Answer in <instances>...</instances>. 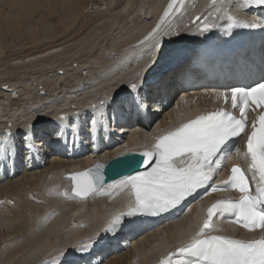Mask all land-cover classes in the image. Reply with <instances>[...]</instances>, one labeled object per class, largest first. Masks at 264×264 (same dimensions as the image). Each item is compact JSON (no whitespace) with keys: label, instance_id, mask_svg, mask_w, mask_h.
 Masks as SVG:
<instances>
[{"label":"snow or ice","instance_id":"snow-or-ice-1","mask_svg":"<svg viewBox=\"0 0 264 264\" xmlns=\"http://www.w3.org/2000/svg\"><path fill=\"white\" fill-rule=\"evenodd\" d=\"M183 4L184 0H171L160 22L139 41L141 45H150L148 50L153 59L137 74L135 82L123 84L119 88L123 90V95L116 89L98 104L89 105L85 111L72 114L82 119L91 129L88 135L93 145L96 139L95 127L108 110L112 111L113 119L118 111L139 116L143 111H151L152 105L162 104L170 95L174 86L170 68L185 51L182 43L185 35L166 27L164 22L170 15L180 13ZM240 6L244 9L264 8V0H240ZM199 20L200 17L195 18V21ZM228 20H233V17L229 16ZM235 26L261 25L253 21ZM211 29L212 25L205 18L201 32H210ZM160 62L165 64L164 71L156 72L154 66H158ZM261 71L264 72V68ZM230 92L231 103L233 108L238 109L239 116L224 109L197 115L182 122L174 131L158 136L154 143L146 144L145 150L139 153L142 159L138 163L134 161L135 155L131 151L118 153L110 163L135 172V175L113 181L109 186L119 190L127 188L134 195V202L128 210L116 218L123 220L120 232L124 228L135 227L139 217L169 212L199 189H205L203 195L228 186L240 192L236 201L221 199L212 203L207 208L197 235L175 253H170L168 264H173V257H179L176 264H264V235L239 239L209 234L217 229L214 220L216 216H231L233 222L243 229H258L264 233V76L253 85L232 86ZM225 98L227 99L226 95ZM256 109L260 111L256 119L251 121L249 132L248 112ZM58 119L64 121L68 116ZM56 136L53 143H59L63 133L58 131ZM245 136V155L250 160L248 168L245 170L239 164H233L227 180L211 183L215 172L231 154L228 150L230 142ZM34 139L33 124L26 126L20 136L10 125L6 131L0 132V167L14 168L21 159L33 156L38 151ZM140 165H144L147 170L138 171ZM103 167V164H98L94 170L72 174V192L84 198L102 190L103 177L95 173ZM114 226L115 221L102 232L90 237L91 243L87 245H63L57 250L56 264H89L90 257L111 243L114 236L108 234ZM99 264H102V260Z\"/></svg>","mask_w":264,"mask_h":264},{"label":"bare ground","instance_id":"bare-ground-1","mask_svg":"<svg viewBox=\"0 0 264 264\" xmlns=\"http://www.w3.org/2000/svg\"><path fill=\"white\" fill-rule=\"evenodd\" d=\"M52 1L53 4L51 6L50 2ZM121 1L122 0H116L113 6L110 7V5H108L110 8L106 7L100 9L101 13H94L93 16L89 14L92 12H89V15H85V12L87 10L89 11L91 8L90 5L97 6L94 0H0V55L5 47L3 39L6 40L5 37L7 36H12L10 38H13L15 35L17 36L18 33H21L22 36L24 35L29 39L31 44L28 45H32L33 43L37 47L36 49L33 48L34 50H30L29 46L28 49L30 51L28 50L25 53L19 52L18 54L16 53L15 56H10L7 62L11 63V65L8 64L9 67L14 66V68H9L7 66L9 69H4L5 65L2 64L4 70L0 72V84H8L10 89L15 90V93H21L22 98L20 100L21 106H14V104L19 103L16 100L9 99V94L7 95V93L0 88V109L3 111V113H0V119L4 113L6 116L17 115L22 119L21 129L32 124L34 126L39 122H47L49 125L55 123L56 126L57 124L62 125L69 119L73 120L75 124L82 123V119H78L72 114L77 111L83 112L88 109L89 105H96L99 103L98 99L91 94L104 95L101 91L109 89V91L101 97V99H104L116 89H118L117 91L119 93V71L116 69H119L120 64L112 68L106 67V65L117 58L116 55L119 53V47L122 44L132 37H135L138 34L137 32L146 26L138 17H134L135 23L128 21V18H132L134 14L137 13V7L145 9L149 14L153 11L151 0H147L146 3H144L146 0H127L126 4L119 8ZM193 1L197 4L196 6L198 9L206 3L205 0ZM145 4L147 5L145 6ZM186 8H188V6H186ZM83 14L85 18L82 20V24L78 30H75V32L72 31L73 33L71 35H67L68 31L76 29L74 28L75 23H77L78 18L83 16ZM36 15H38V18ZM52 15L54 16L53 19H56L54 22L50 20ZM178 20H174L168 27L172 29ZM88 21H90V23H88ZM122 26L126 27L121 28ZM96 27L97 29H95ZM14 46L17 47L15 43ZM148 46L150 45L145 44L139 47H130L123 51L127 54L137 55L139 52L141 54ZM8 47L9 46H7V48ZM87 54H91V59L90 57L86 59L85 55ZM80 58H85V60H79ZM139 59L140 61L137 65H139V63H145L147 60L146 57ZM152 59L153 57L148 61L147 65L150 64ZM59 60L65 61L64 65H61L63 73L57 72L56 68L59 67H55V65L58 66V63L55 65L52 64ZM3 62L1 61V63ZM38 64L39 67L40 65L46 66V64H52L54 67H52V69L50 66L47 67L51 69L48 72L46 70L47 68L44 66L45 68L43 69L45 70H43L40 75L36 78H31L32 80L29 78L30 80L24 81L25 83L20 79L23 77L19 78V75L17 76L16 73H9L7 76L9 71L12 72L11 70L16 68H22L23 73V69H28V67L29 70L33 71L34 69L35 71V69L39 68ZM2 67H0V69H2ZM107 68L109 69L107 70ZM84 69L90 74L89 77H86L82 72ZM102 69H106V72H101ZM19 71L20 70H18V73ZM33 75L36 76V74ZM28 76L32 75H29L28 72ZM9 77L13 78L9 80ZM94 79L96 81L95 84L86 86V84ZM82 84L84 85V89H82L80 93H75L76 87L73 86ZM62 96L64 98L59 101V98ZM9 104L11 105V109L9 108L11 111L5 109L10 107ZM186 105V103L182 102L177 103L174 110H170L165 114L164 124L173 127L180 123L182 119L186 118L189 112ZM106 114L107 113H105L104 117L95 127V144L98 142L97 136H100L101 130L107 126ZM65 115L68 116L67 120L60 121L58 119ZM6 129H8L7 125L0 123V132ZM81 130L82 129L75 128L71 133L66 130V134H70L79 144L89 143V141L82 140L83 138H81L80 135L83 133H81ZM98 130H100V132H98ZM89 131H91V129L89 130L87 128L86 132L89 133ZM142 133L147 142L153 140L154 137L152 133ZM155 136H158V134ZM143 145L144 143L142 141L133 138L126 142L125 147L117 146L108 150H102L98 153H87L81 158L68 162L67 165L51 163L47 162L45 159L38 158L39 162L32 163L29 167H25L21 170L23 173H20L23 175L19 179L10 180L14 178L15 175L6 176L5 179H7V183L0 186V199L9 197L14 201V205L7 206L4 204L0 206V230L2 229L0 231V236H3L1 235L3 231L9 232L11 228L14 229L19 226H24L25 221L30 218L26 211L30 213L31 210L41 206L40 204L31 203L26 198V191L31 192L35 186V183L30 181L33 176L29 172L34 171L33 174L38 178V181H45L47 175H49L50 178L46 180V183L50 184L56 182L57 177L64 172L68 173L81 170L91 165L96 160L107 161L117 156L118 153L122 151L139 148ZM19 168L21 169V167ZM5 175V172H1L0 179ZM60 183L67 189L69 180L65 179ZM110 185L112 184L105 185L101 191L90 196V198H97L96 200L93 199L90 205H87V210H92L94 213L91 215L88 211L85 214L88 217L91 215L94 221H97L98 217L101 216L102 212L99 210L100 206L108 200L105 199L103 195L111 189L109 187ZM101 196L102 198H98ZM87 199L88 198L84 200ZM122 199L123 197L120 195L112 202L109 200L110 204L107 205V203H105L104 206L110 208L121 207L124 202ZM43 200L47 203L51 202L56 204L58 207L57 214H54L46 223H44L45 221L37 222L35 232L26 234L24 239L23 236L17 240V242H12L9 246L0 250V264H31V262L38 264V261H36V254L40 253L43 248H47V250L55 247L57 248V245L67 242L70 238L87 233L91 229V222H88L87 226L84 228L76 226L68 229H55L54 232L49 231L50 227L56 224V221L69 214L71 208L74 206H83L84 203L69 202L65 198H60L58 196H51ZM118 202L122 203L118 205L115 204ZM3 215L6 216L5 219L1 218ZM57 226L56 224V227ZM168 228L169 226H167V229ZM161 231L164 232V230ZM155 234L156 233H151L141 238L137 244L130 246L120 254L116 253V255L111 256L114 254L111 253L107 255L102 264H134L135 262H137V264H144L147 255L152 256L155 249H158L161 244L160 242H156L153 243L152 246H149L150 243L154 241L152 238V240H149V236L152 237ZM6 236H10L9 233ZM50 236L53 237L50 238ZM2 238L6 237L3 236ZM2 238L0 242L6 240ZM37 241H45L47 243L43 247L37 249L38 245H35ZM28 243L30 244L28 245ZM144 246H148L147 250H145ZM19 250L23 251L22 255L18 254ZM138 251H140V254L131 262L129 256L133 252L137 253ZM109 256L111 257L107 260Z\"/></svg>","mask_w":264,"mask_h":264},{"label":"rangeland","instance_id":"rangeland-1","mask_svg":"<svg viewBox=\"0 0 264 264\" xmlns=\"http://www.w3.org/2000/svg\"><path fill=\"white\" fill-rule=\"evenodd\" d=\"M95 1V5H97V6H93V5H90V9H89V11L87 12H85V15H89V14H91V15H93L94 16V13L95 14H100L101 13V10L100 9H103V8H106V7H109L108 5H110V7L111 6H113L114 4H115V2H116V0H94ZM113 1H114V3H113ZM147 1V0H146ZM145 1V2H146ZM144 2V3H145ZM50 4H51V6H52V4H53V1L52 2H50ZM147 4H145V6H146ZM109 7V8H110ZM5 8V7H4ZM3 8V9H4ZM99 9V10H98ZM60 12V11H59ZM89 12H92V13H89ZM89 13V14H88ZM85 15L83 14V16H81V17H79L78 18V21H77V23H75V27L74 28H76V29H72V30H70V31H68L67 32V35H71L73 32H75V30H78V28L81 26V24H82V20L85 18ZM37 16V18H38V15H36ZM135 17H137V16H135ZM33 18V17H32ZM31 18V19H32ZM54 18V16L52 15V17L50 18V20H52L53 22L54 21H56V19H53ZM96 19V18H95ZM88 20V19H87ZM135 21V20H134ZM35 22V21H34ZM52 23V22H51ZM88 23H90V21H88ZM87 23V24H88ZM80 24V25H79ZM131 25V24H130ZM133 25V24H132ZM124 27H126V26H122L121 28H124ZM129 27V26H128ZM95 29H97V27L95 28ZM73 31V32H72ZM22 32V31H21ZM20 34V35H19ZM10 37H12V36H7V37H5L6 38V40L5 39H3V44H4V48H3V50H2V53H1V55H0V60L3 62V60H4V62L3 63H1V61H0V67H2L3 65H5L4 67H2V69H0V72L1 71H3L4 69H9V68H11V67H9V65H11V63H9V62H7L8 60V58L10 57V56H12V55H16V53H17V51H20V53L22 52V53H25L26 51H28L29 49H28V47L30 46V50H34V49H36L37 47H36V45H34L33 43H32V45H28V44H31L30 42H29V39L26 37V36H22V34L21 33H18V35L16 36H14L13 38H10ZM24 37V38H23ZM27 38V39H26ZM23 42V43H22ZM29 42V43H28ZM10 43V44H9ZM14 43H15V45L17 46V47H15L14 46ZM27 45V46H26ZM7 46H9L8 48H7ZM11 46V47H10ZM24 46H25V48H24ZM34 46V47H33ZM13 47V48H12ZM22 47V48H21ZM18 48V49H17ZM34 48V49H33ZM7 49H9V50H7ZM15 49V50H14ZM23 49V50H22ZM29 50V51H30ZM13 53V54H12ZM18 54V53H17ZM92 54V53H91ZM91 54H87V55H85V57H86V59H89V57H90V59H91ZM3 55H4V57H3ZM7 55V56H6ZM7 57V58H6ZM4 58V59H3ZM79 60H85V58L84 59H79ZM117 60L115 59V61H113L112 63H115ZM58 63V66L57 65H55V64H57ZM59 63H62V64H59ZM64 63H65V61H63V60H59V61H56V63L55 62H53L52 64H54L55 65V67H59V68H56V69H61V65H64ZM111 63V64H112ZM3 64V65H2ZM9 64V65H8ZM52 64H46V66L45 65H40V67H39V64H38V67L39 68H37V69H35V71H34V69H33V71L32 70H29V67H28V69L26 68L25 70L23 69V71H24V73L22 72V68H16V69H13V70H11L12 72H8V74H7V76L9 75V73H11V74H13V73H16L17 74V76L20 78V77H23V78H20L21 79V81L23 82V83H25L26 81H29L31 78H36L38 75H40L41 74V72L43 71V70H45V69H43V68H47V67H51V69H52V67H54V65H52ZM9 68H8V67ZM45 66V67H44ZM107 67H109V66H107ZM4 68V69H3ZM12 68H14V66L12 67ZM40 69V70H39ZM51 69H46L48 72H49V70H51ZM109 68H107V70H108ZM15 70H16V72H15ZM18 70H20L19 71V73H18ZM26 71V72H25ZM28 72H29V75H32V76H28ZM32 72H34V73H32ZM38 72H40V73H38ZM33 74H36V76L35 75H33ZM13 76V75H12ZM27 76V77H26ZM10 79L9 80H11L13 77H9ZM30 78V79H29ZM32 80V79H31ZM25 81V82H24ZM20 86H21V84H20ZM10 105V104H9ZM11 109V105H10V107H7V108H5V109H8L7 111H11L10 109ZM52 108H55V107H52ZM7 111H5V112H7ZM0 113H3V111H2V109H0ZM9 120L11 121V122H15V123H17L18 121H16L15 119H12L11 120V118H9ZM13 125H15V124H13ZM2 230V229H1ZM0 230V231H1ZM11 230H13V228L12 229H10L9 231H11ZM9 232H4L3 231V233H1V235H3L4 237L8 234ZM3 236H0V240H1V238L3 237ZM25 238V235H24V237H23V239ZM3 239V238H2ZM110 258V257H109ZM109 258L107 257V260H109Z\"/></svg>","mask_w":264,"mask_h":264},{"label":"water","instance_id":"water-1","mask_svg":"<svg viewBox=\"0 0 264 264\" xmlns=\"http://www.w3.org/2000/svg\"><path fill=\"white\" fill-rule=\"evenodd\" d=\"M133 154L135 155V157H133L134 161H136L138 163L141 160V156L139 155V153H133ZM111 161H109L107 164L97 162L96 165L103 164L104 167L102 169H100L99 171H97L95 174L97 176H102L103 180H104V179L112 176L111 173L113 172V169H115L113 172V175H117V176H119L120 174H128V173L132 172L131 169H128L125 167L114 166V165L110 164ZM95 166L88 168V170H94Z\"/></svg>","mask_w":264,"mask_h":264}]
</instances>
